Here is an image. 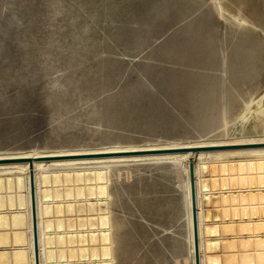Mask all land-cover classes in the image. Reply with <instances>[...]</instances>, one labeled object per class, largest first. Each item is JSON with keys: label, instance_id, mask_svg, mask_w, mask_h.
<instances>
[{"label": "rangeland", "instance_id": "rangeland-1", "mask_svg": "<svg viewBox=\"0 0 264 264\" xmlns=\"http://www.w3.org/2000/svg\"><path fill=\"white\" fill-rule=\"evenodd\" d=\"M247 2L0 0V157L264 139ZM196 151L39 163L40 263L196 264L192 164L198 264H264V146ZM26 175L0 169V193L23 199L33 264Z\"/></svg>", "mask_w": 264, "mask_h": 264}, {"label": "bare ground", "instance_id": "bare-ground-1", "mask_svg": "<svg viewBox=\"0 0 264 264\" xmlns=\"http://www.w3.org/2000/svg\"><path fill=\"white\" fill-rule=\"evenodd\" d=\"M242 26V25H241ZM239 30V28H238ZM225 58V57H224ZM240 62V61H239ZM226 96V95H224ZM259 146H264V139H259V140H255V141H251V140H244L243 142H227V143H212V144H196V145H180L177 146L176 144H170V145H164V146H149V147H138V148H126V149H110L109 151H94V152H86V153H92V154H101L102 155H93V156H86L85 158H80V157H71L70 159H58V158H54L53 160H45V159H40L39 161H35L32 160V162L27 161V160H23V161H7V162H1L0 163V169H3L6 171L7 168H14L16 169V171H20L21 173H24L27 177V192H28V200L30 197V192H29V186H28V181H29V177H28V173L30 172V170L33 171L34 176L36 177L37 174H39V172L41 171V169H43L41 166H39L38 164L43 162L44 166L49 165V163H54V162H63V161H70V160H77V161H83V164L87 163V162H96L102 159H108V160H117V158H126V159H133L134 157H136L135 159H140V158H144V159H161V160H165L167 158L168 155H177L180 156V154H194L196 152L199 153V151L195 150H212V149H227V148H243V147H259ZM199 148V149H196ZM263 148H259V150H261ZM150 150V151H149ZM257 149H243V150H231V152H235V153H250V152H256L254 151ZM133 151H149L147 153H133V154H129L128 152H133ZM229 151V150H228ZM119 152H127V153H119ZM222 153L225 151H207V152H202V153ZM230 151L228 153H231ZM84 152L82 153H74V152H70V153H64L61 152L60 154H54V155H70V154H86ZM227 153V154H228ZM52 154H38V155H23V156H3L0 157V159H7V158H19V159H23V158H36L39 156H54ZM82 164V163H81ZM31 166H33L32 169ZM41 167V168H40ZM11 171V170H10ZM15 172V171H12ZM189 172H190V182H189V186L191 187V193H190V199H191V203H192V219H193V232H195V220H196V234H197V225H198V219H196V203H195V187H194V171H193V166L192 164L189 165ZM7 173V172H5ZM38 177V176H37ZM36 192V197H37V190H35ZM28 208H29V201H28ZM37 208V206H36ZM29 212H30V208H29ZM37 212H38V208H37ZM38 216V214H37ZM2 217V216H1ZM28 219H29V224H30V213L28 214ZM31 226V224H30ZM30 240L32 242V246H33V240L31 239V231H32V227H30ZM198 235V234H197ZM37 240H39V234H38V238ZM199 240V238H198ZM40 241H38L39 243ZM39 245L38 244V252L39 250ZM39 255V260L41 262V258H40V254ZM34 258V257H33ZM34 260V259H33ZM41 264V263H40Z\"/></svg>", "mask_w": 264, "mask_h": 264}, {"label": "crops", "instance_id": "crops-1", "mask_svg": "<svg viewBox=\"0 0 264 264\" xmlns=\"http://www.w3.org/2000/svg\"><path fill=\"white\" fill-rule=\"evenodd\" d=\"M15 203V207L10 205L9 197L0 193V264H27V243L23 240L27 229L19 210L23 199L17 197ZM10 207H14L12 213ZM28 226L30 228V224Z\"/></svg>", "mask_w": 264, "mask_h": 264}, {"label": "water", "instance_id": "water-1", "mask_svg": "<svg viewBox=\"0 0 264 264\" xmlns=\"http://www.w3.org/2000/svg\"><path fill=\"white\" fill-rule=\"evenodd\" d=\"M256 3H255V2ZM248 2L252 5L257 4L259 2V0H248ZM247 2V3H248ZM255 6V5H254ZM199 149V148H196ZM150 151V150H149ZM149 151H133V152H128L129 154H133V153H147ZM196 151V150H195ZM119 153H127V152H119ZM101 154H92V153H86V154H70V155H54V156H39L36 158H23V159H19V158H7V159H0V163L1 162H7V161H23V160H27L32 162V160L35 161H39L40 159H45V160H53L54 158H58V159H70L71 157H80V158H85L86 156H93V155H102ZM33 166H31L30 169H32ZM28 177H29V192H30V197H29V208H30V224L32 227V240H33V252L32 254L34 255V262L33 264H40V260H39V252H38V224H37V208H36V192H34V188H35V176L33 174V171L30 170V172L28 173ZM195 232H193L194 234V250H195V261L196 264H198V259H199V250H198V235L196 234V220H195Z\"/></svg>", "mask_w": 264, "mask_h": 264}]
</instances>
